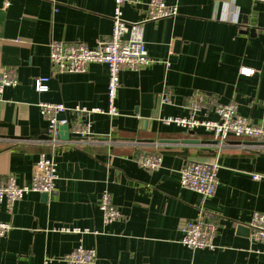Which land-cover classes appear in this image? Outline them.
Listing matches in <instances>:
<instances>
[{
    "label": "crops",
    "instance_id": "0c3cea01",
    "mask_svg": "<svg viewBox=\"0 0 264 264\" xmlns=\"http://www.w3.org/2000/svg\"><path fill=\"white\" fill-rule=\"evenodd\" d=\"M149 1L124 5V19L143 21ZM166 2L179 13L144 24L153 62L121 71L119 115L111 116L108 67L94 63L83 73H57L50 45L92 48L109 38L114 0H0V70L12 68L18 78L0 98V185L10 176L29 184L39 174L41 153L58 164L56 190L47 200L32 192L13 206L0 203V222L12 226L0 236V264H67L80 245L96 250L95 264H264L263 245L250 228L254 214L264 213V144L230 137L220 146L203 129L163 121L188 116L195 96L203 98L201 118L215 119L218 103H233L253 123L263 120L264 3ZM243 67L255 74H240ZM36 77L50 78L46 92L35 89ZM42 103L107 113L87 116L91 140L50 144ZM139 153H160L161 168H141ZM186 162L218 165L213 197L181 186ZM255 174L263 177L255 180ZM106 190L122 213L108 224L99 209ZM201 212L214 218L215 248L192 251L181 243V227Z\"/></svg>",
    "mask_w": 264,
    "mask_h": 264
},
{
    "label": "built area",
    "instance_id": "2783aa9c",
    "mask_svg": "<svg viewBox=\"0 0 264 264\" xmlns=\"http://www.w3.org/2000/svg\"><path fill=\"white\" fill-rule=\"evenodd\" d=\"M264 3V0H255ZM115 8L112 16L113 27L109 38L101 39L95 47L87 44L67 43L52 41L50 45V62L57 73H83L91 64H104L109 70L108 84V114L119 115L115 102L120 83L122 70H138L150 65L153 60L148 56L144 24L157 21L162 18L174 17L179 13L177 5H170L166 0H150L147 4V13L143 21L129 22L124 19L123 6L139 4V0H114ZM240 74L251 76L255 70L243 67ZM48 77H36L33 80L38 92L48 90ZM18 84L16 71L12 68L0 70V98L5 88ZM163 101H169L165 96ZM42 115L48 123L47 136L50 144L59 142L57 139L59 127L69 126L70 141L74 144L82 140H91L95 134L91 130V122L87 116L91 113H107L100 108L87 109L84 106L67 107L58 103H42L39 105ZM203 98L195 96L188 103L189 115L186 117H168L163 121L168 125H176L186 131L203 129L212 134L220 146H224L230 137L243 139L244 141H256L264 144V113L260 123H253L237 111L233 103H218L215 119L201 118ZM69 114L71 117H61ZM74 137V139L72 138ZM137 164L147 170L161 168L163 158L160 153H139L135 156ZM39 174L33 176L31 182L19 185L15 177L10 176L0 185V203L13 206L26 194L32 192L47 193L53 195L58 180V164L53 156L41 153L37 161ZM219 167L216 163L186 162L180 171V183L183 188L200 194L205 198L213 197L219 185ZM263 176L255 174L253 178L260 180ZM99 209L103 214L105 224L111 223L122 217L121 211L114 205L111 194L103 192ZM214 218L201 212L195 218L188 219L181 227V243L192 251L215 248L214 238L217 227L210 221ZM12 226L9 223L0 222V236H5ZM250 228L255 240L264 248V213H256L250 222ZM68 230V229H64ZM97 252L94 248H85L80 245L65 258L67 264H95Z\"/></svg>",
    "mask_w": 264,
    "mask_h": 264
},
{
    "label": "water",
    "instance_id": "95a60500",
    "mask_svg": "<svg viewBox=\"0 0 264 264\" xmlns=\"http://www.w3.org/2000/svg\"><path fill=\"white\" fill-rule=\"evenodd\" d=\"M57 139L61 142H68L70 141V130L69 126L63 125L59 127ZM164 142H178V141H164ZM183 142H189V140L183 141ZM43 197L45 200L49 198V194L43 193Z\"/></svg>",
    "mask_w": 264,
    "mask_h": 264
}]
</instances>
